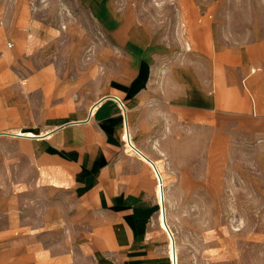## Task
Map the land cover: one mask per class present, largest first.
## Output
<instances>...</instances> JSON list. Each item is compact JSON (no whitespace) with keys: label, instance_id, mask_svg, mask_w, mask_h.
I'll use <instances>...</instances> for the list:
<instances>
[{"label":"rangeland","instance_id":"obj_1","mask_svg":"<svg viewBox=\"0 0 264 264\" xmlns=\"http://www.w3.org/2000/svg\"><path fill=\"white\" fill-rule=\"evenodd\" d=\"M101 6L118 30L148 27L215 62L223 52L234 62L249 56L251 86L214 81L216 104L195 107L194 120L173 110L178 120L160 122L158 107L140 139L147 145L163 130L170 141L167 155L156 142L151 154L178 263L264 264V0H0V264H123L106 232L83 226L73 195L79 173L60 157L59 136L11 133L85 114L122 72L123 48ZM198 25L208 27L199 39L206 51L192 40Z\"/></svg>","mask_w":264,"mask_h":264},{"label":"crops","instance_id":"obj_2","mask_svg":"<svg viewBox=\"0 0 264 264\" xmlns=\"http://www.w3.org/2000/svg\"><path fill=\"white\" fill-rule=\"evenodd\" d=\"M109 8L101 6L99 11H107L108 27L120 39L123 70L99 89L94 101L98 105L92 113L88 114L87 109L85 114L52 129L47 138L59 136L60 157L77 168L73 195L85 219L83 226L106 232L109 242L121 251L123 264H165L163 249L167 239L158 222L155 195V171L161 176V170L155 163L153 166L142 160L138 153H129L123 140L125 127L128 124L136 146L153 159L154 142L167 155L170 141H164L163 130L156 132L155 140L147 145L140 139L152 130L158 107L160 122L178 120L177 114L170 112L173 110L184 121L194 120L195 107L206 110L216 104L211 93L214 81L242 92L247 87L246 80L250 86L253 84L254 71L249 73V56L242 55L239 62H234L229 53L223 52L221 61L215 62L206 52L196 56L187 40L159 36L148 27L136 24L129 30H118L119 20ZM196 28L192 40L195 43L198 38V48L206 51L205 43L199 41L206 40L208 27ZM137 33L142 38L134 35ZM220 36L229 41L235 35ZM162 125L157 126V131L163 129Z\"/></svg>","mask_w":264,"mask_h":264},{"label":"bare ground","instance_id":"obj_3","mask_svg":"<svg viewBox=\"0 0 264 264\" xmlns=\"http://www.w3.org/2000/svg\"><path fill=\"white\" fill-rule=\"evenodd\" d=\"M96 105H98V104H95V102H93L89 106L88 114H89V112L92 113L94 111ZM55 128H57V127H55ZM11 133L15 134V136L17 135L18 137L19 136H23V137L25 136V137H28V138L31 137V138L39 139V138H42V137H46L47 138L52 132H51V130H46V131H43L41 133H34V132H31V131H22V130L18 129V130H15V131L11 132ZM123 140H124V143L126 145L127 150H129V153H131L130 151L138 153V155L141 158H143L142 160H144V161L146 160V162L149 161L153 166H154V163L156 164V162L152 158H150L147 153L143 152L142 150H140L136 146V144L133 141V139L131 137V134L129 132L128 124L125 127ZM156 166H157V164H156ZM157 168H158V166H157ZM155 172H157V176H158V180H159L157 185H156V187H155V195H156L157 203L159 205L158 222H159L160 226L162 227V229L167 234V253L169 255V262H170L169 264H179L178 263V253H177V247H176L175 238L173 236V233L169 229V225H168L167 218H166L165 194H164L163 182H162V178H161L162 175L160 176L158 171H155Z\"/></svg>","mask_w":264,"mask_h":264},{"label":"built area","instance_id":"obj_4","mask_svg":"<svg viewBox=\"0 0 264 264\" xmlns=\"http://www.w3.org/2000/svg\"><path fill=\"white\" fill-rule=\"evenodd\" d=\"M156 177H157V180H158V176L156 175ZM159 181V180H158Z\"/></svg>","mask_w":264,"mask_h":264}]
</instances>
